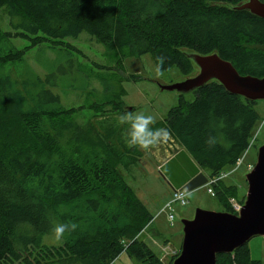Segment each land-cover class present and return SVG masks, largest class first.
Wrapping results in <instances>:
<instances>
[{
    "label": "trees",
    "instance_id": "16d2710c",
    "mask_svg": "<svg viewBox=\"0 0 264 264\" xmlns=\"http://www.w3.org/2000/svg\"><path fill=\"white\" fill-rule=\"evenodd\" d=\"M245 1L0 0L9 27L0 29V264H110L122 252L138 264H162L140 238L152 216L121 173L137 161L134 148L116 151L97 135L89 138L73 122L80 107L60 106L40 78L37 93L22 94L10 75L25 51L70 47L63 41L84 33L119 58L149 55L155 67V57L163 55V71L176 68L186 78L197 71L188 53L215 54L238 75L261 78L264 20L233 10ZM11 39L29 44L19 50ZM105 89L110 98L89 105L93 112L120 109L122 88L117 96ZM191 94L190 101L179 94L151 125L169 130L178 149L159 168L173 189L198 172L212 179L232 168L259 120L255 102L226 93L215 81ZM209 136L215 145L205 143ZM223 182L212 184L213 198L234 215L229 200L242 204L243 196ZM69 221L79 227L60 245L43 243L55 224ZM215 264L262 263L250 259L245 244L216 255Z\"/></svg>",
    "mask_w": 264,
    "mask_h": 264
},
{
    "label": "rangeland",
    "instance_id": "374dc122",
    "mask_svg": "<svg viewBox=\"0 0 264 264\" xmlns=\"http://www.w3.org/2000/svg\"><path fill=\"white\" fill-rule=\"evenodd\" d=\"M0 29L9 31L7 18L2 9H0ZM11 44L20 50L29 43L21 39H11ZM63 44L70 47L60 46L61 48L49 49L47 44H43L26 50L23 61L14 66V75L10 76L19 84L18 89L24 95L37 93L40 87L37 79L44 80L48 85L47 89L58 97L60 106L80 107L73 116V122L82 131L88 130L89 138L96 139L97 135V138H103L104 141L111 143L116 151L131 149L125 142L128 125L118 124L120 115L126 112H143L155 116L156 122L162 120L166 112L175 104L179 94L159 87L176 85L187 79L176 68L163 71V75L157 77L149 55L139 58H119L118 54L108 53L84 33L76 39L64 40ZM196 72L194 71L190 77ZM119 84L123 90V96L119 98L122 102L120 109L111 110L105 107L93 112L88 108L93 103L110 98L109 91L105 88L110 89V92L113 91L112 93L117 96ZM181 95L186 100L193 99L191 92ZM253 108L259 119L254 133L245 151L238 158V164L227 170L234 169L223 180L225 185L233 184L236 187L239 199L246 191L244 176L255 162L257 149L264 144V101L255 102ZM172 145L168 138L167 141L148 151L134 148L138 155L137 161L127 169H121L125 183L152 216L149 225L141 231L140 238L158 255L162 264H171L173 256L179 252L181 220L191 219L196 209L223 212V208L213 196L210 197L206 193L205 187L202 186L191 191V196L186 198V206L171 205L173 210L171 215L174 219L172 227L169 225L166 221V212L163 213L161 210L170 197L171 188L156 167L165 159L173 157L176 149ZM43 243L57 246L61 244V240H55L51 234L43 237ZM246 246L250 259L264 264V237H253L247 241ZM111 264L138 263L122 252Z\"/></svg>",
    "mask_w": 264,
    "mask_h": 264
},
{
    "label": "water",
    "instance_id": "95a60500",
    "mask_svg": "<svg viewBox=\"0 0 264 264\" xmlns=\"http://www.w3.org/2000/svg\"><path fill=\"white\" fill-rule=\"evenodd\" d=\"M233 10L247 11L264 20V4L257 0H246ZM188 58L197 69L196 74L179 84L159 88L186 94L215 81L230 95L249 102L264 101V76H240L215 54H189ZM244 181L246 191L236 214L196 209L191 219L180 221L179 252L171 264H215L216 255L231 254L251 238L264 237V144L257 149L255 162ZM206 182V176L198 172L182 188L191 192Z\"/></svg>",
    "mask_w": 264,
    "mask_h": 264
},
{
    "label": "clouds",
    "instance_id": "9594fccd",
    "mask_svg": "<svg viewBox=\"0 0 264 264\" xmlns=\"http://www.w3.org/2000/svg\"><path fill=\"white\" fill-rule=\"evenodd\" d=\"M166 57L158 55L155 57V75L157 77L163 75V66ZM156 123V117L153 115H146L143 112H126L118 118L119 125H128L126 130V144L132 148H139L142 151H148L157 145L165 142L170 137L171 133L167 129H153L151 125ZM205 143L213 146L216 143L215 137L209 136ZM185 198L191 196L190 191L184 193ZM174 219V217H171ZM79 225L75 222L69 221L65 223H57L52 228V234L55 240L60 241L65 234L74 232Z\"/></svg>",
    "mask_w": 264,
    "mask_h": 264
},
{
    "label": "built area",
    "instance_id": "2783aa9c",
    "mask_svg": "<svg viewBox=\"0 0 264 264\" xmlns=\"http://www.w3.org/2000/svg\"><path fill=\"white\" fill-rule=\"evenodd\" d=\"M239 159L236 160L235 164H238ZM236 168V167H234ZM234 169H232L231 171H225L220 173L217 177L209 179L207 178V182L204 185L205 189H206V193L212 197L213 193L211 191V186L212 184H214L215 182L219 181V180H224ZM186 191L183 188H177V189H171L170 192V197L169 199L165 202V204L163 205V209L161 210L163 213L166 212V221L169 223V225L172 227V221L173 219L171 217H173L171 215V205L172 204H177L180 207H184L187 204V199L185 198V193ZM229 205H230V209L231 211L236 214L241 207V204L237 203L236 201L230 199L229 200ZM111 264V263H110Z\"/></svg>",
    "mask_w": 264,
    "mask_h": 264
},
{
    "label": "crops",
    "instance_id": "0c3cea01",
    "mask_svg": "<svg viewBox=\"0 0 264 264\" xmlns=\"http://www.w3.org/2000/svg\"><path fill=\"white\" fill-rule=\"evenodd\" d=\"M173 146V145H172ZM174 147V146H173ZM174 149L178 150L177 148L174 147ZM172 157V156H171ZM169 159H171L170 157L165 159L164 161H162L161 163L158 164V166L156 167V169L161 168L164 164H166L167 161H169ZM184 185V184H183ZM171 188V187H170ZM173 189V188H171ZM138 198V197H137ZM139 199V198H138ZM140 200V199H139ZM142 203V202H141ZM143 204V203H142ZM144 205V204H143ZM145 206V205H144Z\"/></svg>",
    "mask_w": 264,
    "mask_h": 264
},
{
    "label": "bare ground",
    "instance_id": "6f19581e",
    "mask_svg": "<svg viewBox=\"0 0 264 264\" xmlns=\"http://www.w3.org/2000/svg\"><path fill=\"white\" fill-rule=\"evenodd\" d=\"M177 189V188H176Z\"/></svg>",
    "mask_w": 264,
    "mask_h": 264
}]
</instances>
